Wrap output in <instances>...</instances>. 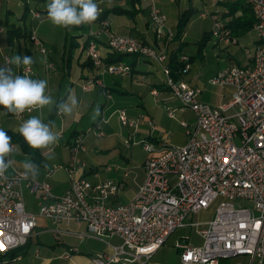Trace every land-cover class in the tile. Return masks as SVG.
Instances as JSON below:
<instances>
[{
	"label": "built area",
	"instance_id": "1",
	"mask_svg": "<svg viewBox=\"0 0 264 264\" xmlns=\"http://www.w3.org/2000/svg\"><path fill=\"white\" fill-rule=\"evenodd\" d=\"M147 2L151 26L163 48L154 47L133 35L112 34L110 21L104 19L89 27L86 51L93 63L100 68V75L83 85L90 90L98 84L108 99L112 94L106 88L104 75L126 76L132 66L126 62L108 63L100 52L99 38L107 36L109 50L117 53L137 54L161 66L164 84L180 102V109L194 113L195 123L191 126L182 121L188 141L173 145L165 140L162 146L143 142L148 153H157L145 162V179L139 185L132 201L125 205L112 206L106 203L111 194L118 193L124 182L112 179L92 183L77 175V167H85L81 154L87 151L85 139L89 134L103 136L101 124L89 128L73 138L71 161L56 165L47 172L50 176L62 169L71 174V186L65 195H53L47 182L25 179L23 171L6 173L8 179H0V254L26 246L37 226L36 215L27 212L22 185L24 182L32 192H42L47 201L40 215L53 223H84L88 236L107 240L112 250L95 255L91 264H150L152 257L176 229L196 226L202 238L200 245L190 243L189 238L176 242L182 264H221L222 261L241 255L251 257L252 263L262 264L264 258V0H243L252 9L256 18L255 29L258 42L255 50H246L249 63L246 66L232 64L219 70L210 78L212 85L230 87L232 98L218 107L200 99L202 89L184 80L192 69L190 57L180 56L183 63L180 76L175 77L169 66L167 47L170 37L168 18L159 5V0ZM40 17V12L33 13ZM212 34L219 43L238 44V39L224 27L219 14L211 15ZM98 24L97 29L94 26ZM3 29L0 28V32ZM32 41L47 53L42 40L36 33ZM10 65V57H5ZM33 72L29 66L25 75ZM153 96H158L156 89ZM170 117L177 109L168 108ZM14 115L20 124L25 115ZM122 126L140 128V118L131 119L126 110H118ZM108 122V119H103ZM153 126L151 121L148 122ZM136 143L135 141L133 144ZM127 147L130 142L126 141ZM13 152L18 148L12 142ZM126 176L129 172L125 173ZM252 201L253 207L236 202ZM216 204L215 214L206 222L188 223L195 214ZM62 230H56L60 234ZM74 251H77L75 249ZM70 255L67 254L66 257ZM21 260V257H16ZM240 264V263H238Z\"/></svg>",
	"mask_w": 264,
	"mask_h": 264
},
{
	"label": "crops",
	"instance_id": "2",
	"mask_svg": "<svg viewBox=\"0 0 264 264\" xmlns=\"http://www.w3.org/2000/svg\"><path fill=\"white\" fill-rule=\"evenodd\" d=\"M112 1L114 0H96V3L99 6V12L101 13L104 10H108L110 9V7H123L133 9V5H130L129 3L127 4L128 1L124 6H115L110 4L108 5V3H112ZM188 1L191 2V0ZM106 2L108 3L106 4ZM173 2L174 0H170V3L174 4ZM209 2L212 3L213 0H200L201 5L204 7H207V3ZM33 3L35 4L34 6L38 4L37 0H0V28L3 29L0 32V67H3L6 64V56H9L10 59L15 53H17L18 55L28 54L31 56L32 51L30 46L35 47V50H38L39 46L32 42V33L37 34V36L42 40L44 47H46V42H51V39H48L47 36H45L46 33L44 34L40 32V29L42 28L44 23L47 24L50 22L48 18H43L44 15L47 14V11L42 12L40 10L33 9ZM165 4V6L173 8V6H171L169 3ZM159 5L162 10H164L162 4H160V0ZM138 6L139 5H137L136 8H138ZM211 6H222L225 8L224 13L228 11V9H226L224 5H221L220 2L212 3ZM141 7H143V9L139 12H135V14L134 12L133 14H121L129 15L130 17H132L130 21H125V23H123V25L121 26L115 25V20H112V15L114 13L109 15L107 19H109L110 21V33L135 36L133 32H137L138 35L135 37L154 47L163 48L164 44L162 42H158L154 30L151 26L147 4L145 6L141 4ZM188 10V13L193 11L192 9ZM197 11L200 12V10ZM34 12H40L41 16L35 17L33 14ZM173 12L174 15L178 17V20L177 23L173 25L174 27L171 24L167 23L169 29L168 31H170V39L166 44L167 54L180 49L182 55L186 54L187 56H189L191 58L192 69L187 75L184 76V80L192 86H199L203 90L199 83H197L200 77L195 72H193V69L194 66H196L195 68H197V60H201L202 62L205 61L207 59L208 53H211L212 50L206 48L207 42L202 48L197 42V53L192 55L186 53L185 47L188 44L185 40L186 34L184 33L181 37H176L177 26L181 19V16L183 15V12L180 8H174ZM139 14L142 16H146V19L144 17L142 18L145 19L144 21L141 20L142 23H140L136 18ZM213 14H219L224 27L226 29H229L228 27H226V24L231 20V16L224 17L223 14H220L218 11L212 12L209 16ZM242 15L243 13L241 10H239L237 14H235L236 17H240ZM199 16L202 17L204 16V14L201 12ZM96 22H98V20H96ZM74 27L75 29H79L74 35L72 44V46L75 47L79 44V57L77 60L78 66H55V63L53 61L51 62L50 60V50H48L47 47L45 48L47 49V53H42L39 47L38 51L42 55V62L37 63V61L33 59L34 63L30 66L33 72L28 76L33 79H46L48 81V91L51 93L56 104L64 101L67 98L69 91L78 100V106L74 109L71 116L58 115L55 106H48L43 110H34L31 113H26V120L30 116H39L43 120V122L49 124L51 130L60 137L58 143L50 145L45 149H37L40 154L37 158L38 161L34 158L33 155L30 154L34 158V162L39 165V176L34 181L47 182L51 187L53 195H65V193L70 189L71 186V174L62 169L55 170L50 176L47 175V172L50 169L52 170L56 165L69 163L72 156L70 145L73 138L78 134L85 133L89 128L100 123L104 135L97 136L96 134L91 133L86 137L84 141L87 147V151L81 154V159L86 163V165L85 167H81L80 165H78L77 175L86 177L92 183H98L100 181H106L109 179L115 181L118 180V182H124V187L119 190L118 193L111 194L106 203L112 206L125 205L132 201L139 185L142 184L145 179L144 164L148 158L145 159L142 167L132 165V163L126 157H124L123 160H120L117 163L114 162L113 164H107L102 163L103 161L99 158L100 156L92 152V147H96L98 144H100L97 142V137H106L107 135L105 131L112 130V127L110 126L112 117L116 114L118 115V110H126L125 108L116 106V101H122V98L127 100L129 95L142 94V92L145 90L143 89V87L146 84H149L150 93L152 96L153 89H156L159 93L158 96H153V99L148 100L145 104H139L143 109L146 110V114H143L141 112L138 116L141 120L140 128L138 129V131L134 133V130H130V132L132 131V133L134 134L133 136L137 138V141H135L136 143L134 144H140L142 142L148 141L160 147L165 143V140H167L173 145L183 146V144L188 141L189 137L187 135L185 127H183L181 123L184 120L192 126L195 123V116L193 113L192 117L185 119L186 115L188 114L187 111L189 109H180L181 104L179 100L175 98L170 90L165 86L164 80H161L160 83H157V81L153 78H150L149 80V77H152L153 75L156 76L155 72L159 71V69L161 70V66L139 55L127 58L128 62L126 61V63H129L132 66V71L130 74H126V76L104 75L103 78L106 88H108L112 94L111 99H108V97L104 93V90L98 84H93L90 90H84V84H86L90 80L94 81V79H96L100 75V68L94 63H90V61H87L89 59V56L86 51V44L88 42L87 39L89 38L86 33H88L89 27H87L85 24L84 28H80L79 26ZM97 27L98 24L96 23L94 29H97ZM254 30H256L255 27ZM210 32L211 31L206 32L209 35L207 41L209 42L211 39L214 40V48H217L219 52L217 55H219L220 53L225 54V52L229 54L230 52L228 51V49L232 45L217 42L213 34L210 36ZM236 38L238 39V37ZM106 42L107 36L101 35L99 38L100 52L103 60L107 61L110 52ZM255 42H257V40ZM83 55L85 56V59L81 61ZM8 66L12 67L15 74L25 75V67L22 66L20 68H16L11 64ZM224 68L219 70L221 71ZM218 72L219 71H217L215 75ZM219 87H223L229 90L231 94V97L229 98L230 100L233 94L232 88L224 86ZM114 99L116 100L113 102ZM200 99L206 102L204 98V90L202 91ZM227 102H222L221 104H225ZM169 107L177 109V111L175 112L176 117L173 118L169 116L167 110ZM13 116L14 114L7 113L6 109L0 107V128H3L8 134L18 133L17 129L21 125L20 122ZM103 119H108V122H103ZM149 121L153 123L152 127L147 125ZM176 121L180 122V126L184 129V134L181 135L178 133L180 131L179 129L181 128ZM12 142L15 141L12 140ZM15 143L17 144L19 149L17 148L12 153L11 158L13 159L14 163L8 170L9 174H12L15 169L23 170V168L21 167L22 162L24 161L23 158L25 157V154L21 155L15 153L21 151V149H23V151L27 153L20 143ZM111 147L112 141H104V144L101 145L99 152H107ZM54 152L55 154H52ZM154 154L158 155L160 154V152ZM126 172H129L128 176L125 175ZM125 189H127L129 199L125 203H121L122 197L119 193ZM22 191L24 195L25 208L27 212L36 215L37 226L34 230V234L29 239L28 244L22 248L9 252L5 256L0 257V264H55V259L62 256H64L65 260L70 261V264H91L92 258L95 255L104 252H111L112 249L107 246L108 243L106 240L95 238L85 234L88 231L86 224L75 222L71 224H55L50 219L41 216L39 208H41L43 204L47 203V201L43 198L42 192H32L31 188L28 187L25 182L22 185ZM210 209L211 207L204 210L205 213L214 215L215 212H211ZM56 230H62V232L60 234H56ZM183 238H189L190 241L189 236ZM113 243H116V240H114ZM75 249H77V251H74ZM58 250H61V252H59ZM55 254L58 255L56 256ZM67 254H69L70 256L66 257ZM7 257L10 259L8 260V262L4 261ZM16 257H21V260H16ZM180 263L182 264L181 258ZM238 263L257 264L256 262L252 263L250 256L241 254L240 256L224 260L221 264ZM262 264H264V258L262 260Z\"/></svg>",
	"mask_w": 264,
	"mask_h": 264
},
{
	"label": "rangeland",
	"instance_id": "3",
	"mask_svg": "<svg viewBox=\"0 0 264 264\" xmlns=\"http://www.w3.org/2000/svg\"><path fill=\"white\" fill-rule=\"evenodd\" d=\"M128 1V2H127ZM227 0H213L212 3L216 2H226ZM49 2V0H37V5L33 3L32 7L33 9H37L40 11H46V4ZM129 3L131 5L132 0H114L112 3H108V5H115V6H124ZM165 3H169L173 8H169L165 6ZM174 4L170 3V0H160V4L163 6V11L166 13L168 18V23L172 26L177 23L178 17L174 15V8L178 9L180 8L183 12V14L186 12H189L188 9H192L193 11L188 13L186 19H188V23L185 27V40L188 43L185 47V52L189 55L196 54L198 50V43L200 42L205 33L208 31H212L213 28V20L211 16H209L212 12L218 11L220 14H223L225 11V8L222 6H211V2L207 3V7H204L201 5L200 0H174ZM147 2L145 0L142 1V5L145 6ZM188 10V11H186ZM196 10V11H195ZM197 10H200L198 12ZM177 11V10H176ZM203 13L204 16L200 17V13ZM146 13V12H145ZM177 13V12H176ZM175 13V14H176ZM146 15V14H145ZM30 17V16H29ZM47 18V14L44 15ZM146 19V16L138 15L136 17L140 23ZM132 17L129 15H112V20H115V25L121 26L125 21H130ZM142 20V21H141ZM146 24V23H145ZM174 27V26H173ZM77 30L74 26H71L69 28H61L54 26L51 22L45 24L40 29V32L46 33L45 36H47L48 39H51V42H46V47L48 50H50V57L51 62L53 61L55 63V66H78L77 60L79 57V44L75 47L72 46L73 43V37L77 33ZM135 36L138 35L137 32H133ZM155 33V32H154ZM215 38V37H214ZM239 44L232 45L228 49L230 52L229 54L227 52L220 53L217 55L218 49L214 48L213 45V39H211L209 42L207 41L206 48L209 50H212V52L208 53L207 59L205 61L197 60V68L194 66L193 72H195L197 75H199V80L197 83L203 88L204 90V98L207 103H209L211 106L218 107L222 105V102H227L229 98L231 97V94L228 89L214 86L210 83L209 79L215 75L219 69H222L224 67H227V65L237 64L241 66H246V64L249 61V56L245 54L246 50L249 49L250 51L255 50L256 40H258V34L257 31L252 29L249 32H247L245 35H241L238 37ZM67 41V44H66ZM33 42V41H32ZM44 45V44H43ZM34 46V45H33ZM45 47V48H46ZM32 51V58L37 61V63L42 62L41 53L38 50H35V47L30 46ZM207 50V49H206ZM73 52V53H71ZM73 54V55H72ZM18 55L17 53L13 54ZM28 55V54H27ZM30 56V55H29ZM65 56V57H64ZM87 57V56H86ZM85 59V56L81 58V61ZM162 70V69H161ZM159 69V71H156L155 75H153L150 78H153L157 81V83L161 82V80H164L165 76L163 72ZM148 80V81H149ZM149 83V82H147ZM143 89H145L142 94H133L129 95L128 99L125 100L122 98V101H116V106H119L121 108H125L127 110L128 116L131 119H136L140 113L146 114V110L142 108L140 103H146L148 100H152L153 96L150 93L149 84H146ZM142 89V90H143ZM116 99L113 100V102ZM146 106V105H145ZM188 114L186 115L185 119H188L189 117L193 116V112L191 110L187 111ZM176 117V115H175ZM177 122V121H176ZM180 126V122H177ZM110 126L112 127V130L105 131L106 137H97V142L100 143L96 147H92L93 153L100 156L99 158L103 161L102 163L107 164H113L114 162H118L120 160H123L124 157L128 158L129 161L134 166L142 167L145 159L154 156V153H148L146 152L143 147V142L140 144H133L134 141H137V138H135L130 130H133V128L128 126H122V123L119 119V116L116 114L112 117ZM181 129H179V134H184V129L180 126ZM112 133V134H111ZM100 140V141H98ZM112 141V147L107 152H99V149L101 145L104 144V141ZM126 141L130 142V146L127 147ZM19 149V148H18ZM21 149V148H20ZM58 152V151H57ZM15 154H25V159H31L34 162V158L27 154L21 149V151L15 153ZM14 154V155H15ZM52 154H55L52 153ZM13 155V156H14ZM35 163V162H34ZM36 164V163H35ZM38 165V164H37ZM22 168V167H21ZM18 170V169H17ZM19 171H23L22 169ZM120 196L122 197L121 203H125L128 199V193L127 189L122 190L120 193ZM237 205L244 204L247 207H253L252 201L244 200V202L237 201ZM216 204L211 207V212H215ZM214 215L205 213V211H202L201 213L192 215L188 219V223H197V222H204L206 220L212 219ZM198 227L196 226H186L176 229V231L168 238L166 243L152 256L150 257V264H181L180 263V251L176 247V241L180 240L183 237L189 236L191 243H194L196 245H200L202 243V238L198 236L197 234ZM107 241V238H103ZM116 240V243L119 241L117 239L111 238L110 241L114 242ZM61 252V250H58ZM56 256L58 254H55ZM10 260L8 257L5 258L4 261ZM55 264H70V261L65 260L64 256L57 257L55 259ZM5 264V263H1Z\"/></svg>",
	"mask_w": 264,
	"mask_h": 264
},
{
	"label": "clouds",
	"instance_id": "4",
	"mask_svg": "<svg viewBox=\"0 0 264 264\" xmlns=\"http://www.w3.org/2000/svg\"><path fill=\"white\" fill-rule=\"evenodd\" d=\"M47 18L57 27L69 28L91 24L98 19L100 14L96 0H49L46 4ZM34 63L32 56L14 55L10 64L16 68L29 67ZM55 106L58 115L71 116L78 106L77 98L69 94L67 98L56 104L48 91L46 79H33L27 75H17L12 67L5 64L0 67V107L7 113L22 115L25 112L43 110L45 107ZM24 141L34 149H45L58 143L60 137L55 134L50 125L44 123L39 116H30L23 121L17 129ZM12 138L0 128V179L7 180L6 173L14 161ZM23 177L37 179L39 165L30 158L22 162Z\"/></svg>",
	"mask_w": 264,
	"mask_h": 264
},
{
	"label": "trees",
	"instance_id": "5",
	"mask_svg": "<svg viewBox=\"0 0 264 264\" xmlns=\"http://www.w3.org/2000/svg\"><path fill=\"white\" fill-rule=\"evenodd\" d=\"M143 0H132L131 5H133V9H128V8H123V7H113L108 10H104L102 11L99 16H98V21L107 19L109 17V15H111L112 13L114 14H124V13H128V14H135V12H139L140 10L143 9V7H141ZM221 5H224L226 7V9H228L227 12H225L223 14L224 17H230L231 16V20L226 24V27H228L232 34L236 37H239L241 35H245L247 32H249L250 30L254 29L255 24H256V18L252 12L251 7L243 0H233V1H226V2H220ZM138 6V8H136ZM241 10L243 15L240 17H236L235 14H237V12ZM188 12H186V14L184 13L181 16V19L178 23L177 26V34L176 37H181L184 33H186L185 31V27L188 23V19H186L185 16H187ZM80 28H84V25L79 26ZM210 36L212 35V31L210 32ZM209 37V35L206 33L203 37V39L198 42L200 47L202 48L203 46H205L206 42H207V38ZM74 39V37H73ZM88 40V39H87ZM87 42V41H86ZM258 42V40H257ZM256 42V43H257ZM73 44V43H72ZM109 56H108V60L106 62L108 63H117V62H122V61H127V58H130L132 56H138L137 54H128L126 53V55L124 53H117L114 51L109 50ZM169 54V53H168ZM180 56H182L180 49H177L176 51H173L169 54L168 56V60H167V66H169L172 70V73L175 75V77H179L180 73H179V69L182 68L183 63H181L180 61ZM191 60V58H190ZM87 61H90V63H93V61L89 58ZM13 141L20 143L21 146L24 148V150L33 155L35 159H37L39 157V152L37 151V149H34L32 147H30L23 139V137L21 135H19V133H9L8 134ZM38 161V159H37ZM6 254H0V257L5 256Z\"/></svg>",
	"mask_w": 264,
	"mask_h": 264
}]
</instances>
